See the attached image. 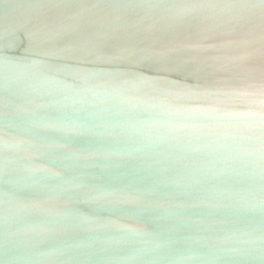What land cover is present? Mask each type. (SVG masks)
Wrapping results in <instances>:
<instances>
[{
	"label": "water",
	"instance_id": "water-1",
	"mask_svg": "<svg viewBox=\"0 0 264 264\" xmlns=\"http://www.w3.org/2000/svg\"><path fill=\"white\" fill-rule=\"evenodd\" d=\"M0 264H264V0H0Z\"/></svg>",
	"mask_w": 264,
	"mask_h": 264
}]
</instances>
